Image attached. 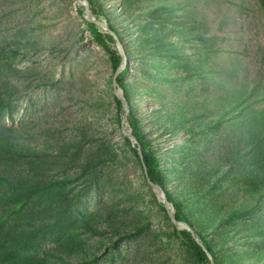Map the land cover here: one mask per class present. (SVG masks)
<instances>
[{
	"label": "rangeland",
	"instance_id": "1",
	"mask_svg": "<svg viewBox=\"0 0 264 264\" xmlns=\"http://www.w3.org/2000/svg\"><path fill=\"white\" fill-rule=\"evenodd\" d=\"M164 1L170 4L163 7L166 13L157 10L160 16L146 17L141 4L151 6L157 0H105L113 11H133L129 17L120 15L116 23L121 28L133 20L138 29L144 18L143 24L169 30V43L158 42L154 53L137 48L132 30L125 37L130 53L117 43L126 51L129 86L138 91L141 83L162 84L173 91L176 85L192 84L213 93L221 82L239 88L264 77V1ZM84 2L0 0V101L8 104L0 113V129L16 131L36 152L1 156L0 174L12 182L0 185V192L15 191L9 199L0 198V213L7 202L15 206L28 201L30 212L16 226L18 234L26 235L19 251L54 264H62L60 256H84L83 264H200L177 233L184 224L174 220L175 208L170 204L164 210L165 193L149 181L126 141L124 129L130 125L126 121L123 126L117 112L109 54L79 11ZM202 56L216 60L213 70L194 64ZM194 74L200 77L193 79ZM157 105L151 98L134 103L139 113ZM152 122V116L143 121ZM154 136L157 140L158 132ZM187 137L166 135L157 142L171 149ZM228 137L205 144L197 140V147L217 159ZM190 147L183 145L179 157L190 156ZM145 224L138 234H124ZM208 238L216 245L220 264H237L246 250H264V237L249 243L218 229Z\"/></svg>",
	"mask_w": 264,
	"mask_h": 264
},
{
	"label": "trees",
	"instance_id": "2",
	"mask_svg": "<svg viewBox=\"0 0 264 264\" xmlns=\"http://www.w3.org/2000/svg\"><path fill=\"white\" fill-rule=\"evenodd\" d=\"M88 1L93 14L105 21L109 27L103 28L95 21L86 20L97 42L109 54L113 78L124 61V55L117 47L118 41L124 44L127 53L131 51L125 39L128 30H132L136 35L133 39L135 45H138L137 48L141 47L142 51L148 54L154 53L153 47L158 42L164 46L169 43L166 40L169 30L163 25L143 24L142 18L138 29L134 24L137 22L133 20H128L121 28L116 21L122 17L120 15L129 17L134 14L132 10L124 7L121 11H113L108 8L105 0ZM141 6V13L145 12L148 17L160 16L158 11L166 13L163 12V7H170V4L157 0V3L151 6ZM170 9H173L172 6ZM84 10V7L79 8L81 13H84ZM112 17H115V20ZM162 22L167 20L160 19V23ZM214 60L210 56H202L194 64L211 71ZM129 72L130 67L125 66L119 72L117 80L118 86L122 88L130 103L127 120L138 142L135 143L128 135L124 136L139 156L145 174L147 170L149 179L160 184L165 190L170 204L175 208V218L187 222L203 241L201 244L186 226L177 229L182 241L195 251L199 263L211 264L214 261L215 264H220L216 245L208 238L211 231L214 233L218 229H226L234 239L246 237L249 243L264 237V77L252 78V83L239 88L221 82L218 86L220 90L213 93L201 92L190 86V83L188 87L176 85L174 92L172 89H165L162 84L141 83L142 91H137V87L128 85ZM199 77L193 75V79ZM211 81L214 85L218 84L215 80ZM134 94L140 97L139 100L151 98L154 103H158L157 108L143 111V116L134 106V103L139 101L132 99ZM115 100L121 121V115L125 112L124 102L117 94ZM7 105V102L0 101V113ZM148 116H152L154 120L151 126L143 123L144 118ZM157 132L159 136L156 140L154 134ZM183 133L188 135L187 140L171 149L163 148V144L157 142L166 135ZM17 135L12 129H0V160L2 157H14L16 154H36L34 148L18 139ZM214 137L229 139V144L224 150H219L221 156L217 159L206 156L204 150L197 147V140L205 144ZM138 145L141 146L143 159ZM183 145L191 146L190 156L179 157ZM169 180L176 181L177 184L170 186ZM11 182L8 176L0 174L1 186ZM11 191H15V188ZM9 192H0V198L9 199ZM176 192L186 193V196L177 197ZM162 207L168 210L164 202ZM29 212V202L21 201L15 206L7 202V206L0 213V264H54L46 257L19 251L26 235L18 234L19 229L16 226ZM147 226L142 225L124 234H138ZM262 241L260 243L264 244V240ZM243 255L244 259L237 264L264 263V250L259 248L254 251L246 250ZM60 257L62 264H83L87 260L84 256L82 259Z\"/></svg>",
	"mask_w": 264,
	"mask_h": 264
},
{
	"label": "water",
	"instance_id": "3",
	"mask_svg": "<svg viewBox=\"0 0 264 264\" xmlns=\"http://www.w3.org/2000/svg\"><path fill=\"white\" fill-rule=\"evenodd\" d=\"M84 1H85V2H84V3H85L84 14L86 15V18H87L88 20H90V21H95V22H97V23H98L99 25H101L103 28H107V29H109V27H108V25H107V23H106L105 21L100 20V19H98L95 15H93V11H92V9H91V7H90V3H89V1H88V0H84ZM116 38H118L117 35H116ZM118 42L121 43L120 41H118ZM122 53H123V55H124V57H125V54H126L125 49H124V52H122ZM124 67H125V65H123V63H122V64L119 66V68L117 69V71L115 72V74H114V78H113V83H114V86H115V89H116L117 95H118V96L123 100V102H124L125 112H124V114H123V116H122L123 126L125 125V122L128 121L127 119H128L129 113H130V105H129V103H128V102H129L128 99H127L126 97H124V96H125V95H123L124 93H120V90H119L120 87L118 86L117 76H118L119 72H120ZM124 134L130 136V137L132 138V140L134 139V142H135V143L138 142L136 136L132 133L131 129H130V130H125V129H124ZM138 147H139V152H140L141 158L143 159V152H142L141 146L138 145ZM145 170H146V167H145ZM146 174L148 175L147 170H146ZM147 177H148V176H147ZM148 179H149V177H148ZM149 181H150L153 185H155V186H157L158 188H160V189L165 193V200H164V203H165L167 209L170 210V209H169V208H170V202H169V200H168L167 194H166L165 190L163 189V187H162L160 184L155 183V182L152 181L151 179H149ZM173 218H174V220H176L177 222H180V223L184 224V226L190 228V229L192 230V232L194 233V235L196 236V238L199 240V242H200L201 244H203V241L199 238V236L197 235V233L195 232V230H194V229H193V228H192L187 222L177 220V219L175 218L174 214H173ZM208 252H209V251H208ZM209 254H210V256L212 257L211 253H209ZM211 264H215V262L212 261Z\"/></svg>",
	"mask_w": 264,
	"mask_h": 264
}]
</instances>
